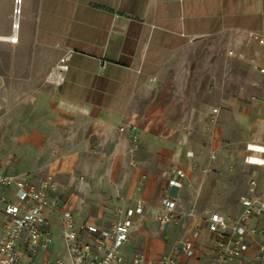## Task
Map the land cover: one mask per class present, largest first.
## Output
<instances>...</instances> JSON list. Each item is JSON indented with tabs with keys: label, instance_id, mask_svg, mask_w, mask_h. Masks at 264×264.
<instances>
[{
	"label": "crops",
	"instance_id": "crops-1",
	"mask_svg": "<svg viewBox=\"0 0 264 264\" xmlns=\"http://www.w3.org/2000/svg\"><path fill=\"white\" fill-rule=\"evenodd\" d=\"M2 1L0 167L28 172L37 184L51 175L57 184L50 193L55 203L44 210L51 242L36 252L24 247L20 264L71 260L65 211L73 213L80 240L96 246L85 226H109L138 201L143 211L132 215L130 239L120 250L129 264L138 253L145 255L144 264L165 255L179 264L212 261L217 235L208 217L177 218L182 193L199 187L210 198L201 203L193 197L188 207L212 208L232 221L242 210L234 161V168L247 170L245 195L264 202L254 174L264 170V135H249L234 159L217 137L207 136L203 148L183 146L180 135L194 126V115L173 117L156 98L163 93L168 58L196 40L236 31L264 44V0H22L16 29L12 6ZM13 33L17 41L8 37ZM173 177L180 187L170 184ZM167 196L177 207L163 222ZM249 223L257 229L249 250L228 264H262L255 247L264 242V218L253 212ZM188 239L191 257L183 251Z\"/></svg>",
	"mask_w": 264,
	"mask_h": 264
},
{
	"label": "rangeland",
	"instance_id": "rangeland-1",
	"mask_svg": "<svg viewBox=\"0 0 264 264\" xmlns=\"http://www.w3.org/2000/svg\"><path fill=\"white\" fill-rule=\"evenodd\" d=\"M2 3L4 7L12 6L13 21L18 15L19 26L23 13L22 0L19 4L17 0H3ZM263 58L264 44L254 35L236 31L198 39L168 58L163 93L156 99L167 106L168 114L173 117L186 119L188 115H194V126L186 127L180 135L183 146L193 142L203 148L208 142L207 136L211 139L217 137L234 159L241 154L249 135H264V77L256 68L264 62ZM194 108L199 111L188 113ZM213 108H217V115L210 119L207 114ZM234 123L237 127L231 129L230 125ZM234 164L233 161L231 168L237 169L242 184L241 192L237 193L240 199L247 193V170L241 166L234 168ZM254 174L259 194L264 198V170H256ZM193 197L206 203L210 194L202 193L199 187L195 193L185 189L179 201L177 218L205 220L215 211L212 208H189L187 202Z\"/></svg>",
	"mask_w": 264,
	"mask_h": 264
},
{
	"label": "built area",
	"instance_id": "built-area-1",
	"mask_svg": "<svg viewBox=\"0 0 264 264\" xmlns=\"http://www.w3.org/2000/svg\"><path fill=\"white\" fill-rule=\"evenodd\" d=\"M13 27L16 29L18 22H14ZM12 41H17V37ZM256 68L264 77V64H258ZM216 111L217 109H214V112ZM121 129L123 130L124 127ZM137 141L138 136L134 134V144ZM175 172L176 175H184L179 168ZM170 184L180 187L182 181L173 177L170 179ZM255 186L256 181L252 179L250 181L252 193ZM56 189L57 184L51 175L37 184L28 172H6L0 167V264H20L24 247L32 252L48 248L51 232L44 210L55 203L51 200L50 193ZM241 202L242 210L232 221L216 211L209 214L208 228L217 235V239L215 256L207 264H228L229 261L249 250L248 239L257 232L249 220L253 212L261 214L264 218V202L254 194L242 196ZM163 205L166 213L161 216V220L168 222L176 210L177 202L167 196L163 199ZM142 211L143 202L138 201L135 209H128L123 217L114 220L109 226L87 224L85 226L87 232L96 237V246L80 240L78 230L73 226V213L70 210L65 211L64 220L69 227L64 232V238L71 260L59 257L55 264H129L120 254V250L130 239L132 215ZM260 231L264 232V229ZM255 249L258 259L264 264V242L258 243ZM98 250H102L103 254L99 255ZM183 251L187 256H194L192 240L184 241ZM145 261V255L138 253L130 264H144ZM156 264L179 263L165 255L157 260Z\"/></svg>",
	"mask_w": 264,
	"mask_h": 264
},
{
	"label": "bare ground",
	"instance_id": "bare-ground-1",
	"mask_svg": "<svg viewBox=\"0 0 264 264\" xmlns=\"http://www.w3.org/2000/svg\"><path fill=\"white\" fill-rule=\"evenodd\" d=\"M17 2H19V0H17ZM16 11H17V12L19 11V6L17 7ZM17 22H18V21L16 20L15 23H17ZM15 37H17L16 33L13 34V35H11L9 38H10L11 40H14Z\"/></svg>",
	"mask_w": 264,
	"mask_h": 264
},
{
	"label": "water",
	"instance_id": "water-1",
	"mask_svg": "<svg viewBox=\"0 0 264 264\" xmlns=\"http://www.w3.org/2000/svg\"><path fill=\"white\" fill-rule=\"evenodd\" d=\"M20 1V0H19ZM18 4H19V2H18Z\"/></svg>",
	"mask_w": 264,
	"mask_h": 264
}]
</instances>
